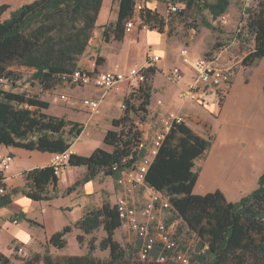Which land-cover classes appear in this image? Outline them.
<instances>
[{
	"label": "trees",
	"instance_id": "trees-1",
	"mask_svg": "<svg viewBox=\"0 0 264 264\" xmlns=\"http://www.w3.org/2000/svg\"><path fill=\"white\" fill-rule=\"evenodd\" d=\"M165 3H179L183 8L172 14H183L188 9L207 11L210 20H204L206 28L214 29L213 21L224 15L231 0H161ZM103 0H33L13 10L9 17L0 19V79L14 85L20 79L13 66L31 70L30 80L44 89L63 83L62 76L72 73L79 67L78 62L85 54ZM134 0H118L117 17L114 22L102 26V37L107 40L109 32L114 40L124 38V24L133 16ZM8 8L0 5V15ZM247 14L244 37H250L252 47L244 56L241 64L251 65L264 57V0L256 8H246ZM139 28L148 26L151 30L164 32L165 18L157 11L143 8L140 12ZM247 39V38H246ZM154 68L144 71L145 79L134 88L139 105L134 109L125 98L126 108L117 119H112L117 130L108 129L103 142L111 146V151L95 148L90 155L73 154L70 166H85L86 172L64 193L71 192L78 184L91 180L99 174L110 176L116 182L120 174L132 168L142 156L137 149L142 134L130 118V112H146L151 99V76ZM264 90V86H263ZM49 102L24 92L0 88V145L37 150L42 152H63L71 146L83 131V124L63 117L42 112ZM184 124L172 128L167 134L157 155L146 174L147 182L155 189L166 191L172 209L190 231L198 238L197 252L188 264H264V172L259 176L257 187L237 201H228L220 190L196 194L191 191L199 175V166L211 147L212 137L202 143L201 152L194 156L188 168L187 184L178 182L173 175L161 177L163 170L169 168L166 157L172 155L179 159L180 152L174 148L180 144L177 134L183 131ZM197 159V160H196ZM192 170L190 168L192 167ZM24 188H13L0 196V208L12 203L13 197L22 194L33 200H51L59 195L58 177L49 165L24 172ZM3 176L0 175V180ZM52 185L51 193L47 190ZM16 219L29 222L23 212ZM121 226L116 205L103 202L100 207L87 209L72 226L67 225L55 232L48 243L61 249L66 246V235L73 228L83 234H77L76 240L82 243L85 234H94L100 228L105 236L95 244L92 236L88 242V253L83 256H67L61 261L51 263V256L45 250L43 255L22 258L21 264H130L125 248L114 238L115 230ZM98 247L107 250L104 258L93 257L92 251ZM133 262L131 264H175L171 259ZM152 258V257H151ZM173 261V262H169ZM0 264H14L9 257L0 252ZM180 264V263H178Z\"/></svg>",
	"mask_w": 264,
	"mask_h": 264
},
{
	"label": "crops",
	"instance_id": "crops-1",
	"mask_svg": "<svg viewBox=\"0 0 264 264\" xmlns=\"http://www.w3.org/2000/svg\"><path fill=\"white\" fill-rule=\"evenodd\" d=\"M31 1L33 0L10 1L6 10V12L8 11L6 18L9 17L13 10ZM134 1L142 2L144 8L154 11H157L158 5L161 3V0ZM232 2L233 0H231L230 6L228 7L229 11L232 10ZM162 3L166 4L163 1ZM117 11L118 0H103L97 17L96 27L92 32L86 52L78 62L80 68L91 71L103 70L98 67L100 65L97 66L96 60L98 54L99 56H102L103 53H108L106 45L109 43L107 44L102 41L100 38V30H102L103 25L116 20ZM139 14L140 12H133L132 18L136 25L130 32H125L123 40L124 43H128V47L129 44L131 47L132 44H137L139 42L138 40L141 39L144 53L142 59L139 60L131 56L128 47L121 50L117 46L116 53L106 56V64H104L103 67L107 68L115 62H120L122 65L136 63L130 67H142L149 54L159 55L160 61L157 64L155 73L151 76L152 88L159 89L154 93L153 97L157 94L163 96L167 102V106L170 107L172 106L170 102L172 93L169 89H163L160 86L161 81L159 75L163 74L167 81L179 90V86L182 82L192 75L193 68L191 64L182 63L178 53L176 61L179 62L172 66L179 65L184 72V77L181 82H171L167 78V72L172 67L169 64L173 62L175 52L169 49V37L166 31L167 25H165L163 33H160L157 30H151L147 26H143L140 29L139 25L137 27V24L141 23ZM135 29H138L139 32L137 34H132ZM190 56L196 58L191 54ZM158 86L160 87L158 88ZM263 86L264 57L255 60L249 66L241 64L238 68L236 67L232 88L222 101L221 106L216 110L213 102H210L207 105L212 107L213 113L209 112L207 115L204 114V112L202 113L200 110L195 109L192 102H176L177 111H179L177 113L185 116V119L191 112L187 111V109L193 107L194 110L192 113L195 116H199V118L202 119V122H208L205 131V134H207L206 138H208V135L212 137L209 152L206 158L198 165L200 171L193 186V193L204 194L206 192L220 190L228 201L234 202L257 187L258 178L264 172ZM135 87L124 86V88L129 89V91ZM112 94L117 93H107L101 99V104ZM100 95V91L96 90L95 97H100ZM46 101L49 102V107L46 109L47 112L44 111L45 113L57 117H63L66 120L79 122L84 124V127L86 126V121L84 122L80 118V112L77 111V106H75V109L60 108L58 110L56 108L52 109L53 105H57L55 102L52 100ZM158 101H161V104H155L153 109H156L157 107L160 109L164 108L162 100L158 99ZM71 103H75V101ZM168 111L169 110H166L163 114ZM119 117L120 116L118 115L117 118ZM198 127H200V125H198ZM108 129L117 130L118 128L110 123ZM195 131L200 134L199 128ZM82 133L73 141L71 147L75 150L76 154L88 156L95 148H97V145H90V143L79 144L78 140ZM104 133H102V142ZM142 136L146 139L149 138L148 132L142 133ZM103 144L104 146L100 145L98 147L111 151V146L106 145L104 142ZM0 152L9 153L13 158L10 168L3 173V182L7 192L11 191L13 188H24L26 184L24 172L34 168L49 166L52 154L50 152L27 150L5 145H0ZM85 172V166L69 165L66 167L57 176L59 195L51 200H33L19 193L13 197L12 203L1 207L0 252L9 257L14 264H20L18 260H13L12 258L13 254H18L14 250L15 244L22 246L23 258H31L37 254L43 255L45 250H47L48 254L51 256V263L61 261V258L67 256L86 255L88 253L89 239L94 236V234H85L83 242L79 243L76 240V235L83 234L79 229L73 228V230L66 235V246L61 249L48 243L51 235L67 225L72 226L82 217L87 209L100 207L105 201L113 205L122 196L121 194L119 195L120 188L114 183V181L112 186L107 185L110 176H105L103 174H99L91 180L78 184L69 193H64L65 190L80 179ZM47 188L51 193L52 185H48ZM20 212H23L26 215V218L32 220V222L24 219H16L15 215ZM185 227L188 229L187 226ZM127 230L129 229L126 226L121 225L115 230L114 238L116 239L118 233H126ZM190 232L195 236L196 241H198L195 233L192 231ZM104 236L105 232L103 231L102 236L99 239ZM69 238H73L74 246V250L70 251L67 250ZM99 239H96L95 244H98ZM116 240L121 244L120 240ZM121 246L124 248L122 244ZM92 255L96 258H104V255H108V251L100 250L96 247L92 251ZM40 264H42V262H40Z\"/></svg>",
	"mask_w": 264,
	"mask_h": 264
},
{
	"label": "rangeland",
	"instance_id": "rangeland-1",
	"mask_svg": "<svg viewBox=\"0 0 264 264\" xmlns=\"http://www.w3.org/2000/svg\"><path fill=\"white\" fill-rule=\"evenodd\" d=\"M12 0H0L1 4H9ZM261 0H233L232 2V10H228L224 15L226 23L223 22L222 16L213 21L214 29L206 28L203 25L204 20H210V15L207 11L199 12L197 9H188L183 14H172L168 11V7L166 4H163L162 1L160 5H158L157 11L164 16L165 22L167 25V34L169 37V49L174 51L175 54L173 56V62L169 64L170 66L177 64L179 61H176L178 58V53L182 48H187L189 53L193 57H200V56H207L214 53L216 49H218L221 45L230 44L229 50L226 52L225 59L228 60H242L244 54H247L252 47V40L250 37L238 38L236 39V32L239 26V22L242 20V12L245 8H256L258 2ZM183 7L180 5V9ZM8 11L3 12L0 15V19H4L7 17ZM114 22V21H111ZM110 23V22H109ZM136 25V23H135ZM139 24H137L138 27ZM148 27V26H147ZM139 32L138 29H135L132 34H137ZM100 38L103 42L109 43L107 46L108 53H103L102 56L97 57L96 64L100 69H112L118 67L120 69H125L134 65L136 63H127V65H122L120 62H115L109 67H103L105 62L106 56L110 54H114L117 52V48L119 47L121 50H124L128 47V43H124L123 41H116L114 40V34L109 32L108 39L105 40L102 37V30H100ZM112 38V39H111ZM247 38V39H246ZM139 42L136 44H132L130 49L131 56L142 59L144 55L142 49V42L141 39L138 40ZM118 46V47H117ZM145 59V58H144ZM108 62V61H107ZM241 64H238L236 67L238 68ZM13 70L17 71L20 79L14 82V85L4 79H0V88L4 90H13L16 92H24L28 96H35L42 100H54L60 93L67 92L74 97L75 103H62L57 99L55 102L57 105H53V108L60 109V108H73L77 106V111L80 112V118L82 121H86V126L83 127V133L78 140L79 144H89L94 145L96 144L97 147L102 145V133L106 129L110 127V123L112 119H117V116H121L126 108V103L124 101L125 98L129 99L130 104H133L135 108L139 105V99L136 98V94L134 88L129 91V89L124 88L120 92H116L117 94H112L108 96L105 101L101 104L100 112L90 117L87 111L80 108L79 100L84 97H95L96 90L91 85L83 87L82 89L79 87L73 86H66L63 83L57 81L54 87L50 89H44L39 84L30 80L31 70L24 68L13 66ZM160 77V86L165 89H169L172 93V97L170 98L171 105L170 107L167 106V102L165 98L159 94L153 97L154 93L158 90L153 89L151 90V100L150 104L147 106L146 112H136L134 109L130 112V118L137 127V129L142 133L148 132V141L154 135V132L159 126L160 118L166 110L171 112H179L177 111L176 102H182L178 97V90L177 88L170 84L167 79L164 77L163 74L159 75ZM152 83V78H151ZM152 86V85H151ZM158 86V88L160 87ZM98 91V90H97ZM153 97V98H152ZM158 99L162 100V104H164V108L160 109L157 107L153 109L155 104H158ZM221 100L218 105L215 104V109L217 110L221 104ZM112 103V104H111ZM186 103V102H185ZM193 103V102H192ZM209 104V103H208ZM207 104V105H208ZM112 105V106H111ZM122 105H124L122 107ZM195 109L200 110L204 114L213 113L212 107L209 105H201L198 103H193ZM194 108H188L187 111H191L190 115L186 117L184 130L177 134V137L181 139L180 144L175 145L174 148L179 150L180 155L178 160H174L172 155H168L166 157L167 164L169 168L163 170L161 173V177H166L167 175L175 176L177 180L178 186L182 183L187 184L188 179V168L191 164V160L194 156L198 155L202 149V143L205 139H207V134H205L206 127L208 122H202V119L199 116H195L193 112ZM47 112V110H42V112ZM89 119V120H88ZM112 124V123H111ZM200 125V127H198ZM84 126V124H83ZM118 128V127H117ZM199 128V133L195 130ZM208 137H210L208 135ZM74 141V140H73ZM197 160V159H196ZM200 164L199 159L195 161V167ZM190 168L192 170L193 168ZM109 182L107 185L112 186L113 179L109 177ZM116 184V182H114ZM119 187V186H118ZM120 188V187H119ZM121 189V188H120ZM119 189V195L123 194V191ZM193 191V187L191 189ZM161 193L168 197L169 194L166 191H161ZM135 205L139 208L142 206L143 203V190L138 189L136 190L132 197L130 198ZM161 224L173 234V236L178 240L179 247L182 251H184L190 258H193L195 253L197 252L198 241H196L195 236L185 227L184 223L176 214V211L173 209L169 210H158L156 213V221L149 223V229L153 233H157V226ZM103 230L100 228L98 231L94 233V237L99 239L102 236ZM116 239L120 240L121 244L126 249L130 264L133 262L141 261L138 256V249L140 246L139 239L136 235L127 230L126 233H118L116 235ZM69 245L67 250H74L73 246V238H69ZM22 253L13 254V260H18L21 264ZM106 257V255H104ZM152 257V258H151ZM150 260H156V253L151 254ZM107 258V257H106ZM173 262V261H169ZM175 263V262H173ZM178 264V263H175Z\"/></svg>",
	"mask_w": 264,
	"mask_h": 264
},
{
	"label": "built area",
	"instance_id": "built-area-1",
	"mask_svg": "<svg viewBox=\"0 0 264 264\" xmlns=\"http://www.w3.org/2000/svg\"><path fill=\"white\" fill-rule=\"evenodd\" d=\"M166 4L169 12H175L180 8L179 3L167 2ZM143 8L142 2L135 1L134 11L141 12ZM245 10L242 12V20L239 22L236 39L244 35L247 17ZM221 19L224 23L227 22L224 16ZM134 27L135 22L132 17L126 20L125 32H130ZM229 46L230 44L221 45L211 55L196 58L190 56L187 48L180 50L181 62L191 64L193 68L192 75L179 86L178 97L181 101L207 105L214 101L218 104L224 100L232 88L236 66L241 64L246 55L244 54L242 60L239 61L225 59L224 55L229 50ZM159 61V55L149 54L142 67L133 66L128 69L115 67L93 71L76 69L68 75H63L62 80L66 86L83 88L91 85L100 91V97H84L79 100L80 108L87 111L91 117L100 112L101 99L107 93L120 92L124 86H138L145 79L144 71L149 68L156 69ZM183 77L184 72L179 65L172 66L167 72V78L171 82H181ZM57 99L67 104L74 101V97L67 92L60 93L52 101L56 102ZM158 104H161V101H158ZM159 123L150 141L148 138L141 137L137 146V149L142 151L140 159L132 168L124 170L117 178L116 184L122 189L123 194L115 205L121 225L126 226L139 239L138 256L140 260L148 259L158 249L157 258L159 261L171 259L180 264H188L189 256L181 250L178 240L170 231L161 224L157 226V233H153L149 229V223L156 221L158 210H169L172 209V206L168 197L147 182L146 174L167 134L177 125L185 124V116L168 111L161 116ZM73 154L76 153L71 146L63 152L51 154L50 166L57 176L69 166V159ZM12 160L13 158L9 153L0 152V175L3 176V173L10 168ZM138 189L143 190V203L139 208L130 200L133 193ZM6 192L7 189L2 179L0 180V196ZM14 250L21 253L23 248L19 244H15Z\"/></svg>",
	"mask_w": 264,
	"mask_h": 264
}]
</instances>
